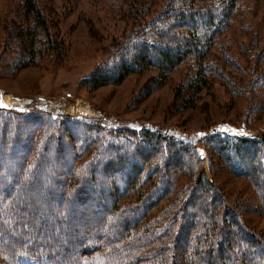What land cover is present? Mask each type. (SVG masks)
Segmentation results:
<instances>
[{
  "label": "trees",
  "instance_id": "trees-1",
  "mask_svg": "<svg viewBox=\"0 0 264 264\" xmlns=\"http://www.w3.org/2000/svg\"><path fill=\"white\" fill-rule=\"evenodd\" d=\"M101 1L127 11L132 26L85 86L119 85L155 70L149 92L184 65L188 85L177 98L189 108L210 78L225 79L221 68H237L217 41L236 17L245 19L244 0H167L156 12L154 0ZM20 15L27 25L14 26L12 71L46 52L64 57L36 0H25ZM219 170L248 180L260 205L227 203L212 178ZM239 209L264 211V145L257 140L213 135L195 148L148 130L108 131L50 111L0 107L6 264H264V231L249 227Z\"/></svg>",
  "mask_w": 264,
  "mask_h": 264
},
{
  "label": "rangeland",
  "instance_id": "rangeland-1",
  "mask_svg": "<svg viewBox=\"0 0 264 264\" xmlns=\"http://www.w3.org/2000/svg\"><path fill=\"white\" fill-rule=\"evenodd\" d=\"M36 1L54 40L64 45V57L48 56L46 52L34 65L12 71L15 57L9 42L14 26L25 22L20 15L25 0H0V93L22 103L17 108H1L19 113L50 111L56 118L70 116L98 123L108 131L148 130L195 148H203L213 135L249 138L264 145V0H244L245 19L236 17L217 41L237 68L230 63L221 68L224 74H217L225 75V79L210 78L201 92L194 94L189 108L177 98V90L188 85L184 65L149 92L146 87L159 77L155 70L133 74L119 85L93 89L83 84L107 60L113 42L129 34L132 20L127 11L120 13L111 2L101 0ZM166 2L154 0L150 10L159 11ZM28 99L31 103L24 104ZM212 178L232 206L260 205L258 193L248 180L228 170L216 171ZM240 211L249 227L264 231V211ZM0 264H6L2 253Z\"/></svg>",
  "mask_w": 264,
  "mask_h": 264
},
{
  "label": "bare ground",
  "instance_id": "bare-ground-1",
  "mask_svg": "<svg viewBox=\"0 0 264 264\" xmlns=\"http://www.w3.org/2000/svg\"><path fill=\"white\" fill-rule=\"evenodd\" d=\"M0 105H3V107H16L17 108V107H20L22 103L18 100L13 99V97L8 94L0 93Z\"/></svg>",
  "mask_w": 264,
  "mask_h": 264
},
{
  "label": "water",
  "instance_id": "water-1",
  "mask_svg": "<svg viewBox=\"0 0 264 264\" xmlns=\"http://www.w3.org/2000/svg\"><path fill=\"white\" fill-rule=\"evenodd\" d=\"M31 103V100L28 99L27 101L24 102V104H30Z\"/></svg>",
  "mask_w": 264,
  "mask_h": 264
},
{
  "label": "snow or ice",
  "instance_id": "snow-or-ice-1",
  "mask_svg": "<svg viewBox=\"0 0 264 264\" xmlns=\"http://www.w3.org/2000/svg\"><path fill=\"white\" fill-rule=\"evenodd\" d=\"M0 106H3V105H0ZM201 155H203V153H201Z\"/></svg>",
  "mask_w": 264,
  "mask_h": 264
}]
</instances>
